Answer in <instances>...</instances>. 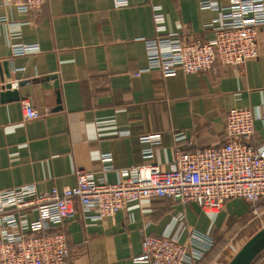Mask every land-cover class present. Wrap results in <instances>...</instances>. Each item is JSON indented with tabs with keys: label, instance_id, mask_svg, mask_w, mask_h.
I'll use <instances>...</instances> for the list:
<instances>
[{
	"label": "crops",
	"instance_id": "obj_1",
	"mask_svg": "<svg viewBox=\"0 0 264 264\" xmlns=\"http://www.w3.org/2000/svg\"><path fill=\"white\" fill-rule=\"evenodd\" d=\"M201 1L128 0L117 7L112 0H46L39 11L24 14L0 0V191L24 184H33L38 194L62 190L75 184L76 169L108 182L116 181L120 170L146 163L167 171L178 148L224 144L229 109L259 107L264 116L261 30L258 57L238 66L135 74L147 65L149 39L169 34L182 43L214 38L218 11L200 8ZM155 13L163 18L161 30ZM13 44L28 47L14 54ZM7 83L12 86L5 94ZM24 97L42 112L40 117L23 119L19 100ZM120 130L128 135H118ZM155 133L160 143L153 146V158L144 160L146 145L138 138ZM175 133L183 138L175 140ZM263 142L264 118L255 121L251 138L254 146ZM104 153L112 164L105 173L99 157ZM250 211L240 198L209 214L195 202L154 197L129 202L102 220L78 213L61 230L71 264H139L133 258L141 255L144 235L180 236L186 242L190 231L213 240L195 264H228L246 242L234 241L252 221Z\"/></svg>",
	"mask_w": 264,
	"mask_h": 264
},
{
	"label": "built area",
	"instance_id": "obj_2",
	"mask_svg": "<svg viewBox=\"0 0 264 264\" xmlns=\"http://www.w3.org/2000/svg\"><path fill=\"white\" fill-rule=\"evenodd\" d=\"M117 7L128 0H112ZM46 0H2L20 13L39 11ZM200 8L218 11L213 25L214 38L182 43L176 34L146 41L147 65L135 74L149 70L162 73L181 69L201 73L216 64L238 66L258 57L257 34L264 32V0H228L220 7L211 0ZM156 29H163V18L155 13ZM27 45L13 44L12 53L23 54ZM12 86V84H10ZM24 120L42 115L28 98L19 100ZM49 112V109L45 111ZM264 118L262 109L231 108L224 119L226 141L219 146L192 150L176 149L169 169L161 171L154 163L119 171V178L108 182L81 169L75 170V184L38 194L33 184L0 191V264H71L64 222L80 213L83 218L102 220L114 216L129 202L146 198H171L180 203L195 202L205 213H217L232 198L255 204L264 197V142L251 143L254 124ZM118 135H128L120 130ZM175 140L183 138L174 134ZM139 141L144 160L153 158V146L160 135L144 134ZM102 172L112 170L111 156L99 155ZM35 213L34 219L29 214ZM213 240L190 231L186 242L180 236L144 235L142 252L133 258L139 264H195ZM254 261L264 262V249ZM253 261V262H254Z\"/></svg>",
	"mask_w": 264,
	"mask_h": 264
},
{
	"label": "water",
	"instance_id": "obj_3",
	"mask_svg": "<svg viewBox=\"0 0 264 264\" xmlns=\"http://www.w3.org/2000/svg\"><path fill=\"white\" fill-rule=\"evenodd\" d=\"M2 92H10V84L2 87ZM16 99L19 95L16 90L12 91ZM8 94V93H5ZM264 249V227L253 234L231 258L228 264H251L255 257Z\"/></svg>",
	"mask_w": 264,
	"mask_h": 264
},
{
	"label": "rangeland",
	"instance_id": "obj_4",
	"mask_svg": "<svg viewBox=\"0 0 264 264\" xmlns=\"http://www.w3.org/2000/svg\"><path fill=\"white\" fill-rule=\"evenodd\" d=\"M261 202L262 199L255 204L248 202L251 207V211L249 213L252 216V221H250L249 224H246L244 230H241L239 233H237L234 242L237 241L239 245L247 241L256 228L259 227V229H261L264 227V208L260 207Z\"/></svg>",
	"mask_w": 264,
	"mask_h": 264
},
{
	"label": "trees",
	"instance_id": "obj_5",
	"mask_svg": "<svg viewBox=\"0 0 264 264\" xmlns=\"http://www.w3.org/2000/svg\"><path fill=\"white\" fill-rule=\"evenodd\" d=\"M261 200V199H260Z\"/></svg>",
	"mask_w": 264,
	"mask_h": 264
}]
</instances>
